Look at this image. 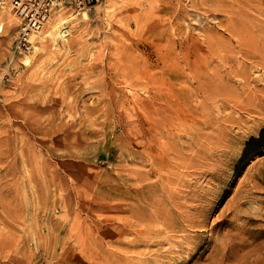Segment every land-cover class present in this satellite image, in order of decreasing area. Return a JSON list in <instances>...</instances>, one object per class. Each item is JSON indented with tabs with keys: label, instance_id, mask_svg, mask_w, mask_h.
I'll list each match as a JSON object with an SVG mask.
<instances>
[{
	"label": "rangeland",
	"instance_id": "rangeland-1",
	"mask_svg": "<svg viewBox=\"0 0 264 264\" xmlns=\"http://www.w3.org/2000/svg\"><path fill=\"white\" fill-rule=\"evenodd\" d=\"M227 3L254 11L253 22L264 21V0ZM227 8L200 0H98L85 7L88 20L77 14V23L67 21L57 36L34 38L29 52L15 48L20 21L13 10L12 22L0 17V264H64V250L76 245L78 233L96 234L98 223L107 222L100 218L111 213L107 202L146 182L148 146L156 155L170 143L188 156L187 197L194 195L203 212L204 226L194 228L202 235L196 238L197 263L208 262L210 248L221 243V264H264V67L240 53L230 60L238 38L227 29ZM76 11L61 12L67 17ZM44 30L50 31L48 23ZM213 37L225 48L210 53ZM184 50L194 60L207 57L211 72L226 74L229 88L236 83L234 92L205 103L202 96L182 100L177 88L200 75L186 69L176 94L154 96L152 109L148 94L168 83L162 70L177 67ZM238 67L244 68L241 75L235 74ZM169 103L177 110L159 115ZM7 202L20 216L4 210Z\"/></svg>",
	"mask_w": 264,
	"mask_h": 264
},
{
	"label": "bare ground",
	"instance_id": "bare-ground-1",
	"mask_svg": "<svg viewBox=\"0 0 264 264\" xmlns=\"http://www.w3.org/2000/svg\"><path fill=\"white\" fill-rule=\"evenodd\" d=\"M238 1L240 2V0H238ZM200 2H204V3H206V5H209V6L210 5L218 6V9H220L222 7H223V9H224V7H228L227 9L229 10V13H230V15H229L230 23L227 25V29L233 36H237V38H238L237 39V42H238L237 49L234 51V53L232 51V53H233L232 55L229 53V55H231L230 60H233L234 58H236V55H234V54L240 53V54H242L241 56H244L245 58H247L249 60L255 61L260 66L262 65L264 67V21L253 22L251 15H253L254 11L248 10L246 8H240V7L234 6L233 3L228 4L227 0H200ZM0 4H2L1 9H0L1 10L0 11V17L6 18L7 22H12V16H11L12 12H11V7L9 5V1L8 0H2L0 2ZM256 11H263V9L258 8ZM175 12H174V14H175ZM62 13H64V12H60V13H58V15L56 14L55 19L49 20L47 22L50 26V31H47V30L42 31L41 30L40 32H38V34L37 33L33 34L31 36L32 42H34V38H36V37H38V38L40 37L39 39H44L46 37L52 38L53 36H57L66 27H68L69 24H65L67 21L77 23L76 22V15L77 14H80V18L82 20H88L89 19V12H88V9H85V7L76 11V12H70V14L67 13V15H68L67 17H65V15H63ZM72 13H75V14L73 15ZM151 14H153V12H151ZM13 16L15 17V19L18 20V22L20 21V19L16 15H14V13H13ZM139 19H140L139 17H136L135 22L139 21ZM67 23H69V22H67ZM162 23H164V22L162 21ZM186 35H188V34H186ZM206 36H208V35H206ZM172 38H173V36H172ZM229 39H231V37ZM172 40H174V38ZM172 45H174V44H172ZM174 46H176V45H174ZM207 46H208L210 53L215 52V50H217L219 48H225L224 42L217 39V38H214V37L209 39ZM227 48L228 47H226V49ZM25 51H28V50H25ZM37 51H38V47L35 46L33 52L35 53ZM217 55H219V54H217ZM25 57L26 58H25L24 62L26 64L30 63L31 62V55H29V57H27V55H26ZM164 62H165V60H164ZM177 62L179 63V65L177 67L173 68L174 67L173 66V67H169L167 69L162 70L163 75L167 76V78H168V83L167 84L163 83L164 85L161 84L160 87L157 89L153 87L152 92L154 91V89H156L155 90L156 94H154V95H151L150 93H149L150 95L148 94L147 100L149 103H147V104L148 105L151 104V107H152V102H153L151 100L153 98H155L154 96H157L158 98H160V96L163 95V93L173 94V95L176 94V86H177V84H180L182 82L183 79L181 77L184 76L186 69L193 70L194 72H200V75L196 79H193V80L191 79L192 81H189V82L185 81V82H183L182 85H180V86L178 85L179 87L177 89L180 92H182V94L184 96L182 98V100H184V98L191 99L193 96H202L203 100L201 99L202 101L200 103H202V102L205 103V102H207L208 98H212L214 96L217 97V95L218 96L220 95V98H221V96H225L224 94L227 95L231 91L234 92V89H235L234 87H235L236 83L234 84V87L232 86V88H229L228 85H226V83L223 82V80H225V81L229 80V77L226 74H222L221 72H217V71H215L216 69L214 70V72H211V70H209L210 69L209 64H208L209 59H207V57H205L203 59L194 60V59H191L190 55L185 51L183 53V55L181 56L180 60ZM242 64L246 66L245 63H242ZM163 66H162V68H163ZM210 67H212V66H210ZM242 73H244V68H242V67H240V68L238 67V69L235 70L236 75H239V74L241 75ZM188 77H189V75H188ZM149 82L150 81H148V83ZM160 82H158V84ZM148 83H146V84L148 85ZM158 84L156 83L155 86H157ZM242 84H244V83H242ZM152 86H153V84H152ZM152 86H150V87H152ZM244 86H246V85H244ZM150 89L151 88H149V90ZM247 89H251V87L247 88ZM236 90H237V88H236ZM241 90H242V88H241ZM242 93H244V92H242ZM242 93H240V94H242ZM225 97H223V98H225ZM227 98H228V96H227ZM172 99L175 100L174 98H171V100ZM195 100H197V98ZM233 101L235 102L236 100H233ZM153 103H155V102H153ZM200 103L198 102V104H200ZM229 103H231V102H229ZM178 104H179V102H178ZM194 104H196V103H194ZM225 104H227V103H225ZM158 105H160V104H157L156 108L158 107ZM204 105H202V107H205ZM84 108H86V107H84ZM193 108H194L193 106L188 107L189 110H191ZM93 109L94 108L89 107L87 109V111L93 112ZM152 109H153V107H152ZM156 110L160 111V108L158 107V109H156ZM156 110H154L155 113H156ZM161 110L162 111H160V113L163 112V114H159V115L171 116L170 114L173 113L174 110H177V109H176V107L172 106V104H170V105H164L163 104V106H161ZM30 112H31V110L29 111V114H30ZM176 112H178V111H176ZM177 114L178 113H176V117H177ZM162 123H163V120H162ZM165 124H166V122H165ZM165 124H162L163 127L166 126ZM150 125H152V124H150ZM167 125H169V124H167ZM1 126L4 127L3 125H1ZM147 126H149V125L147 124ZM197 127H199V126H197ZM148 129L150 130L151 128L149 127ZM171 129L172 128H170V130ZM196 131H195V134H196ZM201 131L203 132L202 129H201ZM163 133H164V130H162V126H161L159 128V131L157 132V134L162 136ZM176 133H177V131H176ZM197 133H198V131H197ZM136 135L137 134H135L134 136H136ZM190 136L194 137V135H190ZM223 142H224V140H223ZM225 143H227V142H225ZM209 144H212V142ZM0 145H3V144L0 143ZM8 145H9V143H8ZM151 145H153V144L151 143ZM170 145H171V147H168V149H169L168 151L165 150L166 152H164V153L162 152L163 154L159 153V151L158 152L156 151L158 153L156 155L153 153L154 152L153 147L151 150L150 147L148 145H146V147L148 146V150L146 151V159L148 158L151 160V158H152L151 163H149L150 168L147 169V172H145V173L143 172L144 180L146 182L141 184V186H139V187L133 186L132 192L127 197L121 198V196H116L113 198L112 201H110V202L108 201L107 205L109 207H111V209H110L111 213L103 215L102 217H100L103 219V221L107 220V222L98 223L99 225L96 227V230H95L96 234H93L92 230H90L91 233H88V235H85V236H83L81 233L77 232L78 234L76 233L77 235L76 234H75L76 236L74 235L75 236L74 238H76L75 239L76 245H74V246H76L75 247L76 249L73 248L74 246L72 247V246L68 245L66 247V249L64 250V254H65L64 260H63L64 264H221V262H219V259H222L225 255L224 254V252H225L224 248L222 250V249L217 247V245L221 244V243H216L213 247H211L212 249L210 248L211 251H210V253L208 252V254H207L208 258H210V260L208 262L197 263L198 260L194 259V257L196 256V254L198 252V249L200 247V243H198V240H196V238L202 237L201 232L196 231L194 228L204 226L203 220L200 219V217H202V215H203V212L202 211L199 212L195 208V205L193 204L194 195L191 192H190V194H192L193 196L189 197V198L187 197V195H188L187 194V191H188L187 188L190 186V180H191L190 177L191 176L189 174V178L188 177L186 178V176L188 174H184L183 172L186 170V167H187L185 159H187L188 156L185 153H183L182 147L180 148L182 151H180L177 148L178 145L176 146L175 143H170ZM219 145H220V143H219ZM28 147H29V145H28ZM4 148H6V147H4ZM192 148H194V145ZM221 149H223V148H221ZM6 150H7V148H6ZM144 151H145V149H144ZM184 152H186V151H184ZM221 152H222V150H221ZM217 154H218V152H217ZM207 155L208 154H206V156ZM212 155H210V158ZM193 158H189V159L192 160ZM194 159H196V158H194ZM150 160H149V162H150ZM205 160H206V158H205ZM201 163H203V162H201ZM196 164H199V163H196ZM200 165H198V166L201 167L202 165L201 166ZM210 168H212V167L210 166ZM164 169L166 171H164V173H162V171ZM187 170H189V169H187ZM206 171H208V170H206ZM204 173H205V171H204ZM191 174L193 175V173H191ZM194 176L196 177V175H194ZM198 176L201 177V175H198ZM135 177H137V176H135ZM138 177H139V174H138ZM140 178L141 177H139V180H141ZM31 180H32V178L29 179V182H31ZM193 180L194 179H192V182H193ZM139 182H141V181H139ZM139 182H136V183H139ZM172 182L178 183L175 188L170 186V185H172L171 184ZM197 184H200V183H197ZM1 188H4V187H1ZM200 188H202V187H200ZM25 190H26V188H25ZM246 197H248V196H246ZM202 202H204V201H202ZM245 202H247V201H245ZM3 208L8 214H10V216H14V215H15V217L20 216L17 213L18 211L15 209V207L14 208L12 207L11 203L7 202L5 205H3ZM234 216L237 217V215H234ZM77 225L79 226V224H77ZM238 225H239V223H238ZM73 228L74 227H72V226H70L68 228V230H69V233H68L69 234V241L71 240L70 236H72V238H73V234H72ZM78 230H79V228H78ZM191 230L193 232H191ZM80 232H81V230H80ZM83 233L87 234V232H85V231ZM215 236H216V234H215ZM214 238H216V237H214ZM220 241L223 242V239ZM219 255H221V257H219Z\"/></svg>",
	"mask_w": 264,
	"mask_h": 264
},
{
	"label": "built area",
	"instance_id": "built-area-1",
	"mask_svg": "<svg viewBox=\"0 0 264 264\" xmlns=\"http://www.w3.org/2000/svg\"><path fill=\"white\" fill-rule=\"evenodd\" d=\"M14 14L20 19L19 34L15 41L18 50L32 47L31 36L63 10H80L93 6L98 0H8Z\"/></svg>",
	"mask_w": 264,
	"mask_h": 264
}]
</instances>
